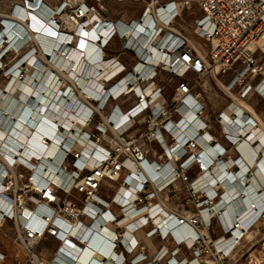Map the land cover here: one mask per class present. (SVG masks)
Returning <instances> with one entry per match:
<instances>
[{
  "label": "built area",
  "instance_id": "built-area-1",
  "mask_svg": "<svg viewBox=\"0 0 264 264\" xmlns=\"http://www.w3.org/2000/svg\"><path fill=\"white\" fill-rule=\"evenodd\" d=\"M192 3L203 13L194 24L197 35L210 44L208 56L173 28L180 16L175 1L160 4L159 0H151L148 12L130 23L104 18V0H78L74 5L86 26H91L90 33L99 35L100 30L104 33H100V45L97 43L96 48L102 67H91L84 87L67 86L62 95L64 99H69L70 94L83 97L71 110L73 119L59 116L55 121L54 132L63 152L61 162H55L51 156L44 163L30 150H22L16 156L12 154L15 173L0 164V187L6 196L0 215L14 222L17 215L21 218L17 241L31 257L33 247L48 237L57 239L59 244L54 258L46 264H68L71 255L77 263L76 256L85 253L88 264H126L127 255L136 250L140 252L131 260L132 264H211L212 261L220 264L240 246L245 231L240 229V220L236 218L239 212L231 225L225 226L223 222L227 215L225 180L218 177L216 182L209 180L203 185L200 177H205L207 173L202 171L215 162L221 169V164L235 158V164L225 166L226 171L230 170L227 174L230 186L249 188L251 185H247L245 177L253 166L243 174L240 145L251 141L252 130L257 125L253 123L245 131L235 128L242 117L235 109L227 114L232 101L211 119L203 94L197 88L208 77L233 71L235 75L227 85L228 91L238 88L240 99L255 93L264 100V0H183L185 6ZM60 24L56 29L61 32ZM68 32L69 37L76 36L74 31ZM115 41L122 43L121 52L109 55L107 50ZM121 55L133 56V62L124 63ZM237 65L241 66L240 70L236 69ZM108 68L111 73L103 77L102 83L94 81L95 72ZM161 72L180 79L167 102L162 101L164 88L155 82ZM57 102L65 105L58 99L51 106ZM84 108L89 109L88 114H83ZM75 118H79V124ZM30 120L32 117L27 122ZM186 120L191 122L189 127ZM245 123L249 124L248 120ZM233 127L239 131L237 138L231 134ZM200 141L215 152L213 159L204 158L207 150ZM42 143L47 145L44 140ZM67 143L69 148L62 145ZM258 144L255 140L250 147L256 149ZM232 152L240 155L232 157ZM146 163L152 169L155 167L163 182L144 173L142 168ZM50 164L58 165L61 183L44 175ZM19 168L27 173H19ZM192 169L198 171L195 178L189 177ZM105 181L112 182L110 198L102 194ZM115 181L119 184L115 185ZM179 190L186 193L182 212L164 208L162 202L169 201ZM256 191L253 204L250 202L254 209L259 207L254 205L263 187ZM27 210L30 215H26ZM187 213L191 214V223L180 218ZM215 221L220 222L224 232L217 239L211 234ZM145 228H149V237L172 243V246L162 245L152 260H148L144 247L135 237L136 232ZM205 229L208 233L203 234ZM93 236L110 246L107 254L92 245ZM189 237L192 244L187 243ZM257 264H264V260Z\"/></svg>",
  "mask_w": 264,
  "mask_h": 264
},
{
  "label": "bare ground",
  "instance_id": "bare-ground-1",
  "mask_svg": "<svg viewBox=\"0 0 264 264\" xmlns=\"http://www.w3.org/2000/svg\"><path fill=\"white\" fill-rule=\"evenodd\" d=\"M77 1L78 0H62V2L59 3L60 5L55 9L41 2V0H28L27 4H18L15 8L13 7L14 13L10 15V17L4 19L5 28H2V32L0 34V73H2L4 77V82L0 83V115L1 113L3 114L1 120L2 123L0 124V164H4L14 173L15 170L11 166L12 162H14L12 154L16 156V154H20L22 150H30V153L41 158L40 160L44 163L49 160L51 156L54 158L55 162H61L63 152L61 151L58 143L59 138H57V133L54 132V126L56 125L55 121L60 117H63L64 120L73 119L75 115L71 113V110L77 100L83 97V95L72 96V94H70L71 98L69 96V99H64V96L62 95L67 86H71V88H75L77 85L84 87L88 82L91 67H102L99 63L100 56L98 55L96 48L97 43L100 45V33L103 35L104 33L102 30L99 31V35L96 32L90 33L91 26H86V23H81L82 18L80 17L79 11L74 9V5ZM173 6L174 5L171 4L170 8ZM55 11H59V16H56L57 14L53 15ZM43 18H45L46 21L43 20ZM88 18H90V16H88ZM59 22L61 23L59 29L61 32H57L56 29ZM25 23H28L37 29L36 37L38 38L40 46L48 57L52 56L50 58V63L53 64L52 68L40 59L36 61L35 56L37 51L33 48L26 52V54L15 59L12 64L3 69V58L14 47H17L19 42L21 43L29 36ZM69 30L78 32L75 44L74 36L73 38L69 37ZM189 40L190 42L195 41L199 48L200 43L198 40H195L194 38L192 39V37L189 38ZM57 43H60V47L55 49ZM53 52H55V54H53ZM32 61L34 69L31 74H28L23 71V67ZM57 70L62 72L66 78L65 80H61V78L58 77ZM110 70L111 68H108L104 71L95 72L94 81L102 83L103 77L110 75ZM225 89L228 94H234L233 92L228 91L226 87ZM233 98L235 99L231 100L233 102L232 107L227 109V114H232V110L235 109L238 110V113L242 117V119L235 123V128L245 131L248 130L253 123L257 125L254 130H252L253 132L250 138L251 141H246L245 144L240 145L242 155L241 159L244 161L242 162L243 174H246L249 167L253 166L251 173L245 177V179H248L247 185L250 184L251 186L247 189L246 187L243 188L240 186L231 188L230 182L228 181L229 179H227V174L230 170L226 171L225 168L235 164L234 162L236 159L232 157L230 163L221 164V169H219L220 166L216 167L215 162L212 167L203 170L202 174L207 173V175L205 177L201 175L200 181L203 185H206L209 183V180L216 182L218 177L221 178L222 181L225 180L223 184L225 185L226 191L224 200L227 204L225 207V211H227V218L223 217V222L225 226H228V224L231 225L232 219H234L237 212H239L238 216L236 215V218L240 220V229L246 231L249 223L253 222L256 218L254 216L259 214L261 211L264 213V120H261L260 123L257 121L259 118L258 115L252 116L249 114L247 109L244 107V104H242L245 100L240 99L237 95ZM58 99L62 101L61 103L65 102V105L58 104L57 102L55 104H57L58 108L55 107V104L54 106H51V102ZM66 100L68 101L66 102ZM41 104H43L42 108L37 111L38 106ZM49 107H52L53 109L49 110ZM88 113L89 109L84 108L83 114ZM31 117L32 120L27 122V120L31 119ZM75 119L76 123L79 124V118ZM246 120H248L249 124L245 123ZM189 123L191 122L188 120L185 121V125L187 127L190 126ZM235 128L233 127L231 129V134L233 137L237 138L239 131ZM70 134L73 135V131ZM47 137H50V140ZM43 140L47 143V145L42 143ZM242 140L243 139L239 140L237 144H240V141ZM255 140L259 143L256 149L250 147L251 143ZM200 142L207 150L205 151L204 158L213 159L211 156H215V152L208 147L207 143H203L202 141ZM62 145L69 148L68 143ZM75 147L79 148L77 145ZM17 148L20 149L19 152L17 151ZM30 153L28 155H30ZM3 158L7 159L6 163H3ZM144 166L145 167H143L142 170H144V173L147 176L151 175V177L158 182H163L164 179L157 175L154 166L153 169L150 168L147 163L144 164ZM203 166L204 168H207L208 165L204 163ZM213 168L214 171L212 172L211 169ZM38 169L39 173L40 171L42 172L41 165ZM59 170L58 165L50 164L49 170H46L44 175L56 183H61L62 179L59 175ZM231 170L233 171V169ZM250 177H252V179H250ZM232 180L233 179H231V181ZM239 180L237 181L238 183L240 182ZM105 184H111V182L105 181ZM262 187L263 192L258 194L259 199H257L254 205L256 206V204H259V207L254 209L251 206V203L253 204V201L251 202V200L254 194H256V190ZM2 191L3 187H0V207L3 205V200L6 198ZM260 202L262 204H260ZM162 204L164 208L168 209V206H165L164 202H162ZM243 207L245 209L242 212L241 210ZM30 213L31 212L29 210L26 211V215H30ZM180 218H183L185 221L190 223L192 221L191 214L186 215V217L180 216ZM20 219L21 218L17 215L16 222H19ZM5 222L6 220H4V218L0 215V228ZM64 224L65 226H68V223L65 222ZM76 225L77 224H75V226ZM95 227H97V224H95ZM103 232L106 234L108 231L104 230ZM202 233H208L207 229L203 230ZM246 233L247 232L244 234L245 237ZM91 240L92 245L103 253H108L110 250V246L97 236H93ZM192 242V237H189L187 243L192 244ZM71 256L68 257V264H70V261H74V256ZM79 257L76 256L78 262L76 263L74 261V264H88V257L86 253ZM94 264H97V262Z\"/></svg>",
  "mask_w": 264,
  "mask_h": 264
},
{
  "label": "crops",
  "instance_id": "crops-1",
  "mask_svg": "<svg viewBox=\"0 0 264 264\" xmlns=\"http://www.w3.org/2000/svg\"><path fill=\"white\" fill-rule=\"evenodd\" d=\"M42 1L45 2L44 0H41V2ZM150 1L151 0H104L106 9L103 12V16L104 18L108 20H113V21L121 20L123 23H130L132 21H138L144 14L148 12L149 10L148 4ZM171 1H175V6L180 12V16L175 20L173 24V28L177 30L178 33L185 36L189 40L191 36H189L187 32L184 30L185 26L180 23L181 20H184L183 19L184 11H186V9L190 11L191 13L190 15H192V21L193 23H195L196 20L202 18L203 16L202 10L197 4H194V3L190 4L189 6H185L183 4V0H159V3L165 4ZM58 2L61 3L62 0H58ZM59 3L58 5H60ZM194 32L199 40H204L205 42L209 44L207 40L202 39L197 35L196 30ZM194 39L197 40L196 38ZM190 43L193 45L195 49L202 52V54L205 53L204 55L206 56L209 55L210 44L208 46V49H206L205 46L199 42L200 43V46H199L200 49H199L195 41H192ZM121 49H122V43L120 41H115L112 43L111 47L107 50V53L109 55H117L121 52ZM28 51H30V49H28L26 52ZM26 52L24 54H26ZM120 59L126 64L133 62V56L131 55H121ZM236 69L240 70L241 66L237 65ZM234 75H235V72L231 71L227 75H221V76L214 77V78L208 77L203 81L202 85H200L197 88V92H201L203 94V97L206 96V93H209L208 96L216 100V102L215 100L214 102H212V105H213V113H212L211 112L212 108L207 104L204 98V104L206 105L208 115L212 113L211 115L216 116L221 110H223L231 102V100L235 99L233 98L234 94H231V93L228 94V92H226V89H225V87L227 88V85L233 80ZM179 81H180L179 78L174 77L170 73L161 72L159 74V76L155 79V82L158 87L164 88V96H163L162 101L165 100L167 102L171 100L175 87ZM232 92L238 95V88L234 89V91ZM226 93L231 97H229ZM245 100L248 103L252 104L250 105L251 109L256 110L260 114V115L253 114V115L259 116L257 121L260 122L261 120H264L263 118L264 100L258 95H256L255 93H250L245 98ZM244 106H246V104H244ZM249 113L252 115V112H249ZM238 155H235V156H238ZM6 161L7 160L3 161V163H6ZM111 185L112 183L104 185L102 194L105 198H110L112 196V192L108 190ZM179 191H177L171 196L170 200L165 203V206H168V208L172 211L182 212L183 209H182L181 203L186 193L184 191H180V192ZM190 208L193 210V207H190ZM187 215L189 214L187 213ZM184 216L186 217V215ZM7 222H12L14 226H12L11 228H4ZM215 222H214L213 228L216 230H214L212 236L215 239H217L224 232H223V229L221 228L220 222L219 221H215ZM17 225H18V222L16 221L14 222L11 220H6V222L3 223V225L0 228V235H2L1 233H4L3 240L0 243V256L3 257L0 264H41V263L46 264V263H49L54 258L55 250L59 244L58 240L53 237H48L40 244L33 247L34 256L31 257L29 255L28 250L21 243L17 241V234H18ZM148 230L149 228H145L143 230L136 232L135 237L138 239L140 245L144 247V253L148 255L149 257L148 260H152L162 245L167 244V245L172 246V243L165 242L159 239L158 237H153V236L149 237L147 235ZM106 234L109 235V232H107ZM239 249L240 247L237 248V250L231 257H228L223 263H220V264H239V261L241 259L236 257L237 251ZM139 252H140L139 250H136L132 254H129L130 256L127 255L128 259H127L126 264H132L131 260L134 257H136L139 254ZM211 264H216V263L212 261ZM244 264H248V262Z\"/></svg>",
  "mask_w": 264,
  "mask_h": 264
},
{
  "label": "rangeland",
  "instance_id": "rangeland-1",
  "mask_svg": "<svg viewBox=\"0 0 264 264\" xmlns=\"http://www.w3.org/2000/svg\"><path fill=\"white\" fill-rule=\"evenodd\" d=\"M44 1L45 2H43V1L42 2L49 5L52 8L56 9L59 6L58 0L57 1L56 0H44ZM27 2H28V0H0V34L2 32V28H5L4 27V19L10 17V15H12L14 13L13 7L15 8L16 5H18V4H21V5L27 4ZM55 14H57V16H59L60 13H59V11H55V13L53 15H55ZM190 14H191L190 11L186 9V11H184V15H183L184 20H181L180 23L185 26L184 30L187 32V34L189 36L192 35L191 37L196 38L200 43H202L205 46L206 49H208L209 44L207 42H205L204 40H199L198 37L195 35V32H194L195 31V25L192 21V15H190ZM37 20H38V17H37ZM43 20L46 21L45 18H43ZM81 23L85 24L84 20H82ZM25 27L29 32L28 38L26 40H23V41L21 40L22 42L21 43L19 42V45H17V47H14L3 58V64H4L3 69L8 67L10 64H12V62H14L15 59H17L22 54H24L28 49H33V48L37 51L36 56H35L36 61L40 59L42 62H44L46 65H48L52 68L53 64L50 63V58L52 56L48 57L45 54L42 47L40 46L38 38L36 37L37 29L35 27H32V25H30L28 23H25ZM47 30H48V28H47ZM57 32H58V30H57ZM74 32L76 33V36H74V38H75L74 44H75V42L77 41L78 32L77 31H74ZM43 33H45V32H43ZM17 41H20V40H17ZM59 45H60V43H57L55 46V49H58L60 47ZM53 54H55V52H53ZM33 66H34L33 61L29 62L26 66L23 67V71L28 73V74H31L33 72V69H34ZM35 67H36V65H35ZM57 73H58V77L61 78V80L66 79L61 71L57 70ZM3 82H4V77H3V74L0 73V83H3ZM220 96H222V95H220ZM234 96H236L235 93H234ZM229 97H231V96H229ZM213 99L214 98H211L210 96H208V93H206L205 101L212 108V110H211L212 113H213L212 102H214V100H215V99L214 100ZM242 104H246L247 107L246 106H244V107L246 109L247 108L249 109V110L247 109L248 112H252V116L254 113L259 114L256 110L251 109L250 105H252V104L248 103L246 100H245V102L243 101ZM211 114H209V115H210L211 119H213L215 117V115L213 116ZM2 116L3 115L1 113L0 121L2 120ZM215 125H217V124L215 123ZM24 139H26V138H24ZM231 155L234 157L236 154L232 152ZM5 160H7V159L3 158V161H5ZM18 172L24 173V174L27 173L26 170H23L21 168L18 169ZM197 173H198V171L196 169H192L191 171H189V177L195 178ZM118 184H119V181H115V185H118ZM111 189L112 188H109L108 190L111 191ZM262 213L263 212L261 211L259 214L254 216L256 218L253 220V222L249 223V225L246 228V232H247L246 237L241 241V244L239 246L240 249L237 251V256H236L237 258L241 259L239 261V264H244L246 262H248V264H249L250 261H253L254 263L257 264V262H261L262 260H264V226L262 224ZM12 226H14V224L12 222H7L4 226V228H11ZM213 227H214V224H213ZM213 227L211 229V234H213L214 230H216ZM1 234L2 235H0V243L3 240V234L4 233H1Z\"/></svg>",
  "mask_w": 264,
  "mask_h": 264
}]
</instances>
